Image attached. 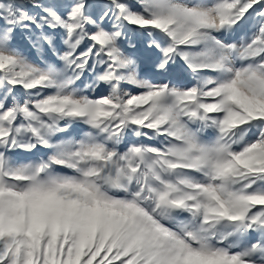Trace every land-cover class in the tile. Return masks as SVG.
Wrapping results in <instances>:
<instances>
[{
  "label": "snow or ice",
  "instance_id": "obj_1",
  "mask_svg": "<svg viewBox=\"0 0 264 264\" xmlns=\"http://www.w3.org/2000/svg\"><path fill=\"white\" fill-rule=\"evenodd\" d=\"M0 264H264V0H0Z\"/></svg>",
  "mask_w": 264,
  "mask_h": 264
},
{
  "label": "rangeland",
  "instance_id": "obj_2",
  "mask_svg": "<svg viewBox=\"0 0 264 264\" xmlns=\"http://www.w3.org/2000/svg\"><path fill=\"white\" fill-rule=\"evenodd\" d=\"M256 22H257L256 19L253 18L250 21L249 25L246 26V34L247 35H251V31L253 30L252 25H254ZM235 35H236V37H239L241 35V33L237 32ZM20 43H21L22 47H25V48L27 47V42L25 40H23V38L21 39ZM33 55H35V54L33 53ZM188 79H190V78H188ZM106 92H107V87L102 84L99 88L95 89L92 94L94 96H100L102 94H106ZM146 142L151 143V141H146Z\"/></svg>",
  "mask_w": 264,
  "mask_h": 264
}]
</instances>
